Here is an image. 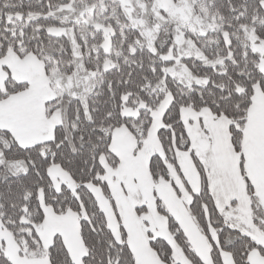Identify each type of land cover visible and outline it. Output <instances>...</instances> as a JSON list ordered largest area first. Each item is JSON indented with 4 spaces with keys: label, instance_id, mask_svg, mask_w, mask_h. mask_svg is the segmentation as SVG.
Instances as JSON below:
<instances>
[{
    "label": "snow or ice",
    "instance_id": "1",
    "mask_svg": "<svg viewBox=\"0 0 264 264\" xmlns=\"http://www.w3.org/2000/svg\"><path fill=\"white\" fill-rule=\"evenodd\" d=\"M0 264H264V0H0Z\"/></svg>",
    "mask_w": 264,
    "mask_h": 264
}]
</instances>
